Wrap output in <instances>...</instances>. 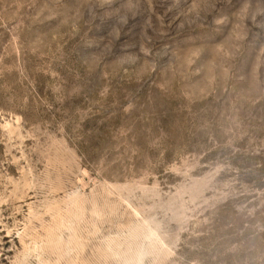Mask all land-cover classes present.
Wrapping results in <instances>:
<instances>
[{
  "label": "rangeland",
  "instance_id": "obj_1",
  "mask_svg": "<svg viewBox=\"0 0 264 264\" xmlns=\"http://www.w3.org/2000/svg\"><path fill=\"white\" fill-rule=\"evenodd\" d=\"M0 264H264V0H0Z\"/></svg>",
  "mask_w": 264,
  "mask_h": 264
}]
</instances>
